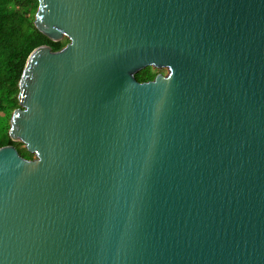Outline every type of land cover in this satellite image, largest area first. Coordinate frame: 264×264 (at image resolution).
I'll return each instance as SVG.
<instances>
[{"label": "water", "instance_id": "95a60500", "mask_svg": "<svg viewBox=\"0 0 264 264\" xmlns=\"http://www.w3.org/2000/svg\"><path fill=\"white\" fill-rule=\"evenodd\" d=\"M38 3L0 264H264V0Z\"/></svg>", "mask_w": 264, "mask_h": 264}, {"label": "trees", "instance_id": "16d2710c", "mask_svg": "<svg viewBox=\"0 0 264 264\" xmlns=\"http://www.w3.org/2000/svg\"><path fill=\"white\" fill-rule=\"evenodd\" d=\"M27 2L29 10L12 8L15 2ZM38 0H0V148L13 145L20 155L33 160L31 154L20 142H14L9 134L11 118L20 107L19 83L22 79L31 53L38 47L48 45L59 51L68 43L50 40L34 25ZM160 70L148 67L136 75L139 82H148L160 74Z\"/></svg>", "mask_w": 264, "mask_h": 264}, {"label": "rangeland", "instance_id": "374dc122", "mask_svg": "<svg viewBox=\"0 0 264 264\" xmlns=\"http://www.w3.org/2000/svg\"><path fill=\"white\" fill-rule=\"evenodd\" d=\"M12 8H16V9H21V10H29V5H27V2L24 1V2H15L14 4H12L11 6ZM161 73H163L164 75L167 74V70L163 69V70H160Z\"/></svg>", "mask_w": 264, "mask_h": 264}]
</instances>
